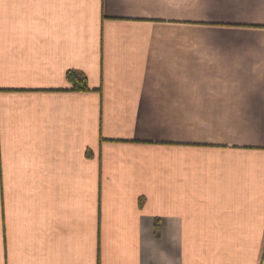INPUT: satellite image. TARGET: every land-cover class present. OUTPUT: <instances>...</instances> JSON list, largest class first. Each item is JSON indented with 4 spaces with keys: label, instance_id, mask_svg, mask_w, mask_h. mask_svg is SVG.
Here are the masks:
<instances>
[{
    "label": "crops",
    "instance_id": "0c3cea01",
    "mask_svg": "<svg viewBox=\"0 0 264 264\" xmlns=\"http://www.w3.org/2000/svg\"><path fill=\"white\" fill-rule=\"evenodd\" d=\"M0 264H264V0H0Z\"/></svg>",
    "mask_w": 264,
    "mask_h": 264
},
{
    "label": "trees",
    "instance_id": "16d2710c",
    "mask_svg": "<svg viewBox=\"0 0 264 264\" xmlns=\"http://www.w3.org/2000/svg\"><path fill=\"white\" fill-rule=\"evenodd\" d=\"M67 80L73 84V90H88L87 79L86 77L76 71V70H69L66 73Z\"/></svg>",
    "mask_w": 264,
    "mask_h": 264
}]
</instances>
